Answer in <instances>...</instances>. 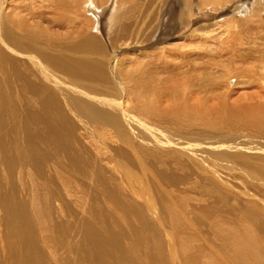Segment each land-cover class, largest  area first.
<instances>
[{"label":"bare ground","instance_id":"1","mask_svg":"<svg viewBox=\"0 0 264 264\" xmlns=\"http://www.w3.org/2000/svg\"><path fill=\"white\" fill-rule=\"evenodd\" d=\"M190 2L164 10L168 36ZM9 22L0 16V264H264V101L209 108L175 96L161 107L132 82L153 96L134 110L117 81L138 72L89 55L104 48L93 33L61 47ZM18 33L45 42H29L26 58Z\"/></svg>","mask_w":264,"mask_h":264},{"label":"rangeland","instance_id":"2","mask_svg":"<svg viewBox=\"0 0 264 264\" xmlns=\"http://www.w3.org/2000/svg\"><path fill=\"white\" fill-rule=\"evenodd\" d=\"M95 1L0 0L2 5L0 16H3L2 24L7 28L11 26L14 29L17 26L10 23V19L20 18L25 26L28 25L44 36L55 38L61 47H67L68 42L80 40L81 35L86 32L93 33L91 35L97 38L96 41H101L104 50L102 52L101 49L99 54H93L91 51L89 55L104 56L107 63L112 65L115 59L114 64L121 76L135 70L138 72L131 79L127 78L128 81L121 79V82L117 81L119 84L123 82L122 85L126 88L125 94L122 95V102L125 105L130 104L129 107H133L134 110L138 108V104L144 103L141 101H148L146 97L150 99L153 96L159 101L157 103L161 107L170 104L175 96L191 100L188 105L192 103L193 106L196 105L195 101H202L201 98H203L208 102L209 108H214L223 101L232 108L245 106V103L246 106L263 104L264 0H226L222 4L204 8H199V0H191V10L185 18L186 26L175 29L178 31L170 33V36L166 34L167 32H163V29L167 31L168 23L166 21L168 16L163 17L164 10L183 0ZM119 3H121L120 6H118ZM111 16H115L118 22L112 28L107 22ZM118 29L121 31L119 37H117ZM18 35L22 39L19 50L23 55L26 54V58L32 52L29 42H45L42 40L43 37L39 38L37 34L33 37L26 34L20 36L19 33ZM66 35H69V40H65ZM92 46L93 41L90 46L86 45V50ZM23 57L17 56L15 59L20 64L27 65L26 58ZM110 59L112 60L109 61ZM224 72L228 79H222L219 76ZM212 75L213 81L210 82ZM203 76H206L205 82L209 84L205 83L199 88L198 86L202 84L200 77L203 78ZM132 82L135 85L146 84L153 96L148 93L146 86L140 90L135 88ZM189 86L193 90L191 94L186 89ZM139 90L142 95L139 94ZM177 91L181 92L180 95H177ZM220 99L225 100L220 102ZM134 112L137 114L136 111ZM137 116L146 124H151L149 120L146 122L147 119ZM164 123L166 124V121ZM231 124L234 126L236 124L238 127L237 123ZM229 126L230 124L227 127H221L217 134L226 132ZM196 127L193 134L198 133L200 129ZM248 133L250 132L240 129L237 134L243 137ZM250 139L254 140L253 137ZM255 182L249 183L247 187L252 193L257 190H252L253 188L260 189ZM257 194L260 193L257 191Z\"/></svg>","mask_w":264,"mask_h":264}]
</instances>
